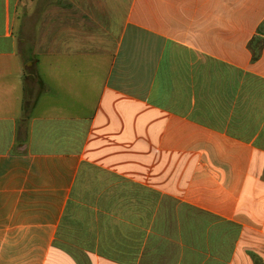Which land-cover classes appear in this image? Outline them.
I'll return each mask as SVG.
<instances>
[{
	"label": "crops",
	"instance_id": "crops-1",
	"mask_svg": "<svg viewBox=\"0 0 264 264\" xmlns=\"http://www.w3.org/2000/svg\"><path fill=\"white\" fill-rule=\"evenodd\" d=\"M0 264H264V0H0Z\"/></svg>",
	"mask_w": 264,
	"mask_h": 264
},
{
	"label": "trees",
	"instance_id": "trees-1",
	"mask_svg": "<svg viewBox=\"0 0 264 264\" xmlns=\"http://www.w3.org/2000/svg\"><path fill=\"white\" fill-rule=\"evenodd\" d=\"M31 105L29 103H26V105L24 106V111L25 113H27L30 110Z\"/></svg>",
	"mask_w": 264,
	"mask_h": 264
}]
</instances>
